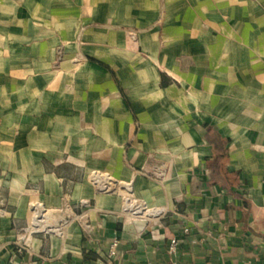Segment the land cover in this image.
<instances>
[{
	"label": "crops",
	"instance_id": "1",
	"mask_svg": "<svg viewBox=\"0 0 264 264\" xmlns=\"http://www.w3.org/2000/svg\"><path fill=\"white\" fill-rule=\"evenodd\" d=\"M0 264H264V0H0Z\"/></svg>",
	"mask_w": 264,
	"mask_h": 264
},
{
	"label": "built area",
	"instance_id": "2",
	"mask_svg": "<svg viewBox=\"0 0 264 264\" xmlns=\"http://www.w3.org/2000/svg\"><path fill=\"white\" fill-rule=\"evenodd\" d=\"M183 232L187 233V230H184ZM117 244H118V242L116 240H114L110 244L109 248L107 249V252L101 256L104 261L108 262L116 256ZM176 246H177V241L172 239L169 242V246H168L169 253H174Z\"/></svg>",
	"mask_w": 264,
	"mask_h": 264
},
{
	"label": "trees",
	"instance_id": "3",
	"mask_svg": "<svg viewBox=\"0 0 264 264\" xmlns=\"http://www.w3.org/2000/svg\"><path fill=\"white\" fill-rule=\"evenodd\" d=\"M217 163H218V161L213 162V164L211 165L212 170H214L217 167V165H216Z\"/></svg>",
	"mask_w": 264,
	"mask_h": 264
}]
</instances>
